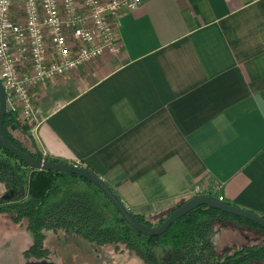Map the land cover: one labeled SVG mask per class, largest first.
<instances>
[{"label": "crops", "instance_id": "crops-1", "mask_svg": "<svg viewBox=\"0 0 264 264\" xmlns=\"http://www.w3.org/2000/svg\"><path fill=\"white\" fill-rule=\"evenodd\" d=\"M120 23L119 57L33 91L43 158L81 162L134 213L201 186L264 216V0H145ZM57 184L89 189L71 175ZM234 223L254 241L223 243L229 253L258 238Z\"/></svg>", "mask_w": 264, "mask_h": 264}, {"label": "trees", "instance_id": "trees-1", "mask_svg": "<svg viewBox=\"0 0 264 264\" xmlns=\"http://www.w3.org/2000/svg\"><path fill=\"white\" fill-rule=\"evenodd\" d=\"M3 120L5 133L14 146L35 158H43L29 132L32 122L26 124L27 131L23 126L16 125L15 116L11 113H7ZM17 133L28 138L32 146H26L16 136ZM74 164L83 166L81 162ZM65 175L78 177L64 172L32 169L0 146V192L16 193L12 198L0 201V214H9L17 225L26 224V230L33 239L31 246L24 250L27 263L41 260L57 262L50 257L55 252L46 246L48 237L52 236L63 246H86L97 258L103 254V248L112 247L110 250L115 253H127L143 264H250L264 261V228L248 219L201 206L176 220L164 234L146 236L132 228L116 208V214L111 212L108 204L92 190L61 188L57 182ZM80 179L94 185L85 178ZM21 188L24 190L21 191ZM115 194L121 198L118 192ZM188 199L181 200L163 215L132 212L137 220L156 227ZM234 222L256 229L258 238L254 244L229 253L216 243V226L223 225V229L227 230L235 227Z\"/></svg>", "mask_w": 264, "mask_h": 264}, {"label": "built area", "instance_id": "built-area-1", "mask_svg": "<svg viewBox=\"0 0 264 264\" xmlns=\"http://www.w3.org/2000/svg\"><path fill=\"white\" fill-rule=\"evenodd\" d=\"M144 2L0 0V80L16 125L36 117L33 91L41 84L101 57H119L121 15ZM191 193L204 194L201 186Z\"/></svg>", "mask_w": 264, "mask_h": 264}, {"label": "water", "instance_id": "water-1", "mask_svg": "<svg viewBox=\"0 0 264 264\" xmlns=\"http://www.w3.org/2000/svg\"><path fill=\"white\" fill-rule=\"evenodd\" d=\"M6 90L0 80V146L5 150L9 151L11 154L15 155L16 158L22 160L30 168L36 170H45V171H54V172H64L68 174H73L79 178H85L92 184H94L98 189H100L109 201L112 203L114 208L120 213V215L127 221V223L134 228L139 233H142L146 236H158L162 235L169 229V227L180 217L185 216L187 213L192 210L199 208L201 206H208L221 211L239 216L241 218L248 219L259 226L264 228V216L258 215L250 210L245 208L229 204L225 201L220 200L219 197L212 194H200L194 197L189 198L183 204L170 214L169 217L159 226L151 227L147 224L136 219V216L133 214L132 210L127 207L125 202L117 195L114 189L107 183L105 180L97 174L95 171L88 169L85 166L65 162L59 158L53 159H44V158H35L31 154L21 150L17 146H14L12 141L9 139L7 133H5L4 120L7 113V94ZM25 130L28 131V126H23ZM14 128H17L15 126ZM27 264H57L54 261L50 260H41L37 262H30Z\"/></svg>", "mask_w": 264, "mask_h": 264}, {"label": "rangeland", "instance_id": "rangeland-1", "mask_svg": "<svg viewBox=\"0 0 264 264\" xmlns=\"http://www.w3.org/2000/svg\"><path fill=\"white\" fill-rule=\"evenodd\" d=\"M16 136L22 139L26 146H32L29 139L25 138L21 133H17ZM83 184V186L91 189L96 195H98L103 202L107 203L109 210L116 214L115 208H113L114 206L110 203L109 199L103 195L95 185H89L85 182H83ZM22 190H24V188H21V191ZM13 195H16L15 191L4 190L2 193L0 192V201L10 199ZM151 210H154V208L150 209V211ZM140 212L149 213L146 209L140 210ZM165 212L166 211L159 213L154 211L152 213L163 215ZM216 227V243L220 249H223V243L226 245V242L228 241L231 243H234L235 241L236 244H248L250 242L253 243L252 241H254L252 240L253 236L251 233H232L228 229H223V225H217ZM52 237H48L46 246L55 252L50 257L51 259L56 260L57 264H143L142 261L127 253H125V255L115 253L110 250L112 247L103 248V254L100 258H97L95 254L93 255L89 252V249H87L86 246H82L81 248L75 245L71 246V244L63 246L58 243L55 237ZM32 242L33 239L31 234L26 230V224L22 223L17 225L16 223H13L9 214H0V264L27 263L28 260L24 256V250H27ZM250 264H264V261H257Z\"/></svg>", "mask_w": 264, "mask_h": 264}, {"label": "bare ground", "instance_id": "bare-ground-1", "mask_svg": "<svg viewBox=\"0 0 264 264\" xmlns=\"http://www.w3.org/2000/svg\"><path fill=\"white\" fill-rule=\"evenodd\" d=\"M9 113V112H8Z\"/></svg>", "mask_w": 264, "mask_h": 264}]
</instances>
